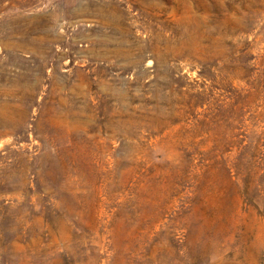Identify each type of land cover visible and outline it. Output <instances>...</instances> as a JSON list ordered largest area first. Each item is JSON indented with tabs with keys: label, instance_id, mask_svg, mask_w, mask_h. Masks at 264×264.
<instances>
[{
	"label": "rangeland",
	"instance_id": "rangeland-1",
	"mask_svg": "<svg viewBox=\"0 0 264 264\" xmlns=\"http://www.w3.org/2000/svg\"><path fill=\"white\" fill-rule=\"evenodd\" d=\"M0 264H264V0H0Z\"/></svg>",
	"mask_w": 264,
	"mask_h": 264
}]
</instances>
